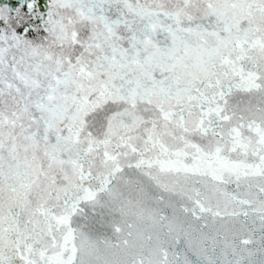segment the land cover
Instances as JSON below:
<instances>
[{
    "label": "snow or ice",
    "instance_id": "snow-or-ice-1",
    "mask_svg": "<svg viewBox=\"0 0 264 264\" xmlns=\"http://www.w3.org/2000/svg\"><path fill=\"white\" fill-rule=\"evenodd\" d=\"M0 264H264V0H0Z\"/></svg>",
    "mask_w": 264,
    "mask_h": 264
}]
</instances>
